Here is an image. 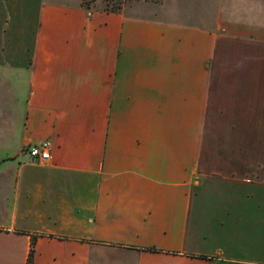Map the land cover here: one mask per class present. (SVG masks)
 <instances>
[{"label":"crops","instance_id":"obj_1","mask_svg":"<svg viewBox=\"0 0 264 264\" xmlns=\"http://www.w3.org/2000/svg\"><path fill=\"white\" fill-rule=\"evenodd\" d=\"M167 1L150 17L42 0L27 47L26 1L0 0V264H26L32 237V264H264V239L257 257L231 243L232 226L264 234V178L215 135L243 154L264 138V0H173L198 21ZM234 182L262 194L205 204Z\"/></svg>","mask_w":264,"mask_h":264},{"label":"rangeland","instance_id":"obj_2","mask_svg":"<svg viewBox=\"0 0 264 264\" xmlns=\"http://www.w3.org/2000/svg\"><path fill=\"white\" fill-rule=\"evenodd\" d=\"M2 1H3L2 2L3 7H4V5H5V7H7V5H9L8 0H2ZM25 1H26V14H27V21H26L27 22V25H26L27 26V32H26V35L24 36V40H25L24 42H26L27 47H28L30 44L31 38H32L31 37V31L33 29V23L35 24V22H34L35 21V12L34 11L37 8V6L39 5L40 1H42V0H25ZM83 1L84 0H82V2ZM113 1H119L120 3H122L119 10L124 11L125 13L131 14V15L138 14V15H143V16L148 15L150 17H154L155 14H157L159 11H161V7H160L161 6V0H87L86 3H89L88 8L93 10V9H103L106 4L108 5V7H111L110 4H112ZM83 5H86L85 2L83 3ZM188 6H190V10L186 9V7H188ZM182 7L183 6H181L180 3H175L173 0H168L167 1V7H166L167 8L166 15L168 17L175 18V19H188V18H190L192 21H194V20L198 21V19L196 18L197 16H196L195 10H193V9H196V6H194V4L190 3V1H187L185 8L183 9ZM157 9H159V10H157ZM9 23L10 22L8 21V24ZM6 28H7V26L2 31V33L5 32V38L2 41H0V49L3 50V53H5L4 51H6L7 49L12 48V46H11L12 43L6 41V39L8 38V31L6 30ZM3 36L4 35H2V37ZM11 108H13V107H11ZM1 112H2V108L0 106V113ZM215 135L216 136L219 135L218 136V138H220L219 144L223 145V146H221L223 150L225 148H228V149H230V151H232V150L234 151V154H231L228 156L229 157L228 161H229L230 165L235 167V168H238L239 164L242 161L248 162L250 165L249 170L242 171L241 174H245V172H247V174L244 175L246 178H248L249 180L258 178L259 179L258 181H260V183H261L262 178H264V138H258V137L252 138V137H250L249 138V144H248V153L244 152V154H243V152H239V153L235 152V151L239 150L238 148H236V146L243 145V142L240 140V138L234 137L233 140L229 139V138H224L222 136V132H220V131H216ZM232 145H234V148L230 147ZM244 145H245V143H244ZM227 146H229V147H227ZM226 157H227V155L215 153V155L213 156V159H216L217 166L220 167L223 164H225ZM215 172H217V171H215ZM235 172H240V171H235ZM229 179H231V178H229ZM231 180L237 181L238 179H231ZM249 180H247V179L244 180L245 185H248ZM243 186L244 185H242L240 183L236 184V182H234V186L230 187V189H228V187H226V188L225 187H219V188L208 189L207 191L202 192L203 196L206 200V201L204 200V202L208 206L220 207V206H222L221 205L222 200H223L222 194H224V193H238V194H249V193H251V194H255V195L262 194L261 193L262 188L257 192H252V190H249V188H247V186H245V187H243ZM238 205L241 206L242 202H238ZM241 212H242V210H241ZM235 227L232 226L231 234L233 233V236H231V238L233 240L231 241V243H233L235 246H239V251H240L239 254L241 255V257H243L245 255V253L246 254H247V252L249 253V251L251 249H252L251 254L254 253V255H248V256H251V257L256 256L255 254L257 252H259L258 243H260V242L258 239L263 240L264 234L262 236L259 234L260 238H258L257 234L251 236V234L248 232L243 235ZM256 241H257V244H256ZM243 245H244V249H242V247H241ZM245 246L248 248L251 247V249H246ZM253 250H255V251L253 252Z\"/></svg>","mask_w":264,"mask_h":264},{"label":"built area","instance_id":"obj_3","mask_svg":"<svg viewBox=\"0 0 264 264\" xmlns=\"http://www.w3.org/2000/svg\"><path fill=\"white\" fill-rule=\"evenodd\" d=\"M49 148L50 141L43 140L30 146L28 149V154L33 159V161L44 162L50 158Z\"/></svg>","mask_w":264,"mask_h":264},{"label":"trees","instance_id":"obj_4","mask_svg":"<svg viewBox=\"0 0 264 264\" xmlns=\"http://www.w3.org/2000/svg\"><path fill=\"white\" fill-rule=\"evenodd\" d=\"M86 1L87 0H84L85 4L88 6L89 3H86ZM113 3L110 4L111 7H108V5L106 4L105 7L103 8V10H105V11H117V10H119L122 3H120L119 1H113ZM34 243H35V238L32 237L31 242H30V248H29V251L27 254L26 264H32V262H33Z\"/></svg>","mask_w":264,"mask_h":264}]
</instances>
